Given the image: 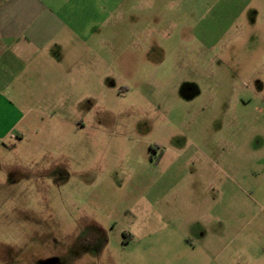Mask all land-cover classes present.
<instances>
[{"label":"rangeland","instance_id":"1","mask_svg":"<svg viewBox=\"0 0 264 264\" xmlns=\"http://www.w3.org/2000/svg\"><path fill=\"white\" fill-rule=\"evenodd\" d=\"M48 1L102 97L0 143V264H264V0Z\"/></svg>","mask_w":264,"mask_h":264},{"label":"crops","instance_id":"2","mask_svg":"<svg viewBox=\"0 0 264 264\" xmlns=\"http://www.w3.org/2000/svg\"><path fill=\"white\" fill-rule=\"evenodd\" d=\"M62 12L48 0L0 3V143L9 136L19 144L25 141L23 120L28 114L46 118L51 126L47 130L63 143L71 127L86 129L85 119L90 116L81 110L82 104L99 102L102 97L101 79L96 83L87 75L88 71L95 77V65L83 62L87 53L101 54L79 43L92 33L74 30L71 18ZM107 52L117 67L116 49L110 46ZM71 102L79 104L75 122L71 121Z\"/></svg>","mask_w":264,"mask_h":264},{"label":"flooded vegetation","instance_id":"3","mask_svg":"<svg viewBox=\"0 0 264 264\" xmlns=\"http://www.w3.org/2000/svg\"><path fill=\"white\" fill-rule=\"evenodd\" d=\"M117 7H119V5L116 6V8ZM148 153L149 161L155 163L156 165H158L164 158V150L158 144H150L148 146Z\"/></svg>","mask_w":264,"mask_h":264}]
</instances>
